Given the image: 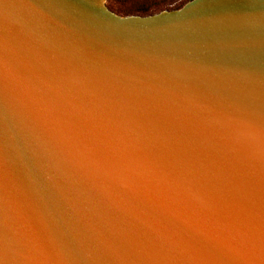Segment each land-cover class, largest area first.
Instances as JSON below:
<instances>
[{
	"label": "water",
	"instance_id": "water-1",
	"mask_svg": "<svg viewBox=\"0 0 264 264\" xmlns=\"http://www.w3.org/2000/svg\"><path fill=\"white\" fill-rule=\"evenodd\" d=\"M0 264H264V0H0Z\"/></svg>",
	"mask_w": 264,
	"mask_h": 264
},
{
	"label": "trees",
	"instance_id": "trees-1",
	"mask_svg": "<svg viewBox=\"0 0 264 264\" xmlns=\"http://www.w3.org/2000/svg\"><path fill=\"white\" fill-rule=\"evenodd\" d=\"M192 0H106L107 8L121 17L152 16L183 8Z\"/></svg>",
	"mask_w": 264,
	"mask_h": 264
}]
</instances>
